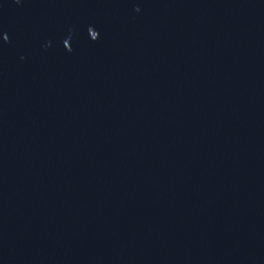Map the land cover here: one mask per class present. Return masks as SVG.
I'll return each mask as SVG.
<instances>
[{"label": "water", "instance_id": "95a60500", "mask_svg": "<svg viewBox=\"0 0 264 264\" xmlns=\"http://www.w3.org/2000/svg\"><path fill=\"white\" fill-rule=\"evenodd\" d=\"M264 78V0H0V264H147Z\"/></svg>", "mask_w": 264, "mask_h": 264}]
</instances>
